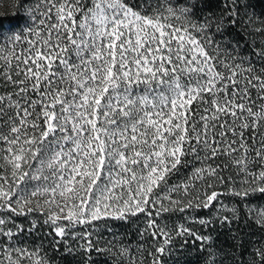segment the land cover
I'll return each instance as SVG.
<instances>
[{
	"label": "snow or ice",
	"instance_id": "snow-or-ice-1",
	"mask_svg": "<svg viewBox=\"0 0 264 264\" xmlns=\"http://www.w3.org/2000/svg\"><path fill=\"white\" fill-rule=\"evenodd\" d=\"M16 8L26 26L0 29V264H51L20 239L38 225L79 264H188L197 244L196 264H224L202 230L241 217L262 235L233 264H264V0ZM115 221L136 248L98 247Z\"/></svg>",
	"mask_w": 264,
	"mask_h": 264
},
{
	"label": "trees",
	"instance_id": "trees-1",
	"mask_svg": "<svg viewBox=\"0 0 264 264\" xmlns=\"http://www.w3.org/2000/svg\"><path fill=\"white\" fill-rule=\"evenodd\" d=\"M16 12V0H0V29L8 33L10 31H20L21 28L26 26L24 20H26L27 17L24 16L23 12L19 13V15H15ZM22 16L24 17V20L20 19ZM241 55L248 56L251 55V52L248 49H245ZM216 163H222V161H217ZM224 174L228 175L229 173L225 172ZM221 199H223V197ZM224 203H228V201L224 200ZM258 203H264V200H260ZM168 215L170 214H164L165 217ZM185 215L188 223L195 218V214H192L191 217H188L187 214ZM200 215L204 216L205 213L201 212ZM178 216L179 214L173 215L172 219L168 221L169 225L185 222L179 220ZM36 218L37 217L31 215L27 219L20 217L17 223L22 224L27 230L31 228V221ZM40 219H42V217ZM196 227H199V225H196ZM229 229H231V231H229ZM48 231L49 229L46 226L38 225L37 229L31 232L25 231L24 234L20 236V239L23 240L24 245L27 246L40 244L41 241H43L45 250L51 258V264H79L81 261L80 256H66L58 246H49L51 237L45 236V233ZM202 231H204L205 234L212 235L215 244L223 250L220 255L226 257L224 264H233L232 257L237 259L240 258L239 253L241 249L239 248V244L241 242L247 247L249 241H259L262 235L256 225L249 224L243 217L231 225L221 227L219 223H217L212 226V229ZM234 236L236 237L235 240L233 239ZM96 238L97 237L94 235L93 239ZM101 240L102 243L98 245V247H105V242H112L116 247H120L123 244L130 245L131 248H136L141 238L136 234L134 225L115 221L109 222V227L101 234ZM198 247L199 245L197 244L195 248L190 247L187 249L188 255L185 259L188 264H196ZM247 250L251 251V248L248 247ZM245 258L247 257L245 256ZM91 261H94V264H110L111 256L104 253L98 255L96 252H92ZM85 264H88V262H85ZM169 264H171V262H169Z\"/></svg>",
	"mask_w": 264,
	"mask_h": 264
}]
</instances>
